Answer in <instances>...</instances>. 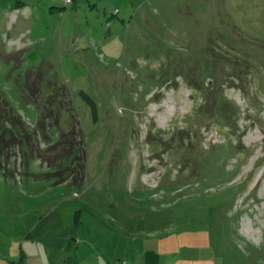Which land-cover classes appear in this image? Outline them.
I'll return each mask as SVG.
<instances>
[{"label": "rangeland", "instance_id": "obj_1", "mask_svg": "<svg viewBox=\"0 0 264 264\" xmlns=\"http://www.w3.org/2000/svg\"><path fill=\"white\" fill-rule=\"evenodd\" d=\"M61 85L84 175L36 130ZM3 99L41 153H4L1 260L67 239L81 264H264V0H0Z\"/></svg>", "mask_w": 264, "mask_h": 264}, {"label": "trees", "instance_id": "obj_2", "mask_svg": "<svg viewBox=\"0 0 264 264\" xmlns=\"http://www.w3.org/2000/svg\"><path fill=\"white\" fill-rule=\"evenodd\" d=\"M74 3L75 0L73 4ZM55 89L56 90L53 94L55 98L53 97V100L58 101V103L54 102V104L56 103V105L59 106L60 110L58 109L55 111L53 107V110L51 109V111L48 112L46 107H44L45 110H43L42 106L39 105L38 108L40 110V119L38 123V129H36L37 133L46 132V129L49 124L54 125L56 129L60 132V139L55 143H51L45 151V154L49 153L48 155H50V157L52 158L49 162L56 161L58 163L60 162V160H67L69 157H72L75 158L74 163L77 164L78 158L81 157L83 162L81 161L80 164L75 165V167L71 168H73V170L77 172L78 175H84L86 143L83 132L81 135H79L75 132L77 128L72 129L74 134L69 131H64L63 129H61L60 126H58L56 122L58 120V117L60 115L59 113L62 108H65V113L69 114L72 121H74V126L79 122L81 123V120L79 119L73 101L69 96V91L67 87L65 85H61L55 86ZM84 95L88 102L91 104V106L95 108L96 104L94 100L89 95H86L85 93ZM51 115H56V121L51 118ZM25 129L27 130V125L26 122L23 120L22 116L19 113H16L13 108L10 107L8 101L3 99L0 102V169H3V167H5L4 164H2L1 162H3L2 159H4V153L6 149L14 147L13 145L15 144H19V146H21L23 149L26 148V150H35L38 153H41L40 148L37 149L34 147V141H31L33 149H29L30 142H28V134L26 133L27 131ZM44 136L46 140L49 139L47 135ZM77 136H80V139H78ZM76 140H79V142H77ZM24 153H26V151ZM52 153H56V155H52ZM22 158L23 157L21 156L20 159L22 160ZM70 165L71 163L62 165V169H69ZM77 166H81L82 169H78ZM79 172L82 173L79 174Z\"/></svg>", "mask_w": 264, "mask_h": 264}, {"label": "crops", "instance_id": "obj_3", "mask_svg": "<svg viewBox=\"0 0 264 264\" xmlns=\"http://www.w3.org/2000/svg\"><path fill=\"white\" fill-rule=\"evenodd\" d=\"M64 5V4H63ZM16 10H23V7L22 6H17L15 9H12L11 10V14L14 12V11H16ZM21 13V12H20ZM26 20V19H25ZM14 28V24H11V30ZM16 34H18V30H17V32H16ZM21 35H22V32H21V34H19L18 36H17V38H11V44H17L18 46H22L23 45V43L21 42V40H20V38L19 37H21ZM62 241H63V244H61L62 246H61V250H56L55 252H59V254L61 255L60 256V262H54V259L51 257V254H49V252H48V249L47 248H33V249H31V250H29V253H25V252H23V251H21V255H20V262H21V264H29L30 262H35L34 264H70V263H68V261L70 260H72L71 262H73V263H71V264H81V263H79L78 262V260L80 259V257H81V255H80V249H78L76 252H75V258H73V259H71L72 258V253L71 254H69V252L71 251V250H69V248H71V247H69V245L71 244V242H67V239H66V242H64V239H62ZM80 242V241H79ZM80 243H82V242H80ZM148 250H145V252H147ZM204 251L205 250H199L198 251V253L195 255V256H197V257H195L197 260H198V262H199V264H207V263H205L204 262V259L203 258H201V257H204V258H206L207 259V256H205V254H204ZM10 253H9V255H11V251H9ZM66 254H68V255H66ZM148 254V253H147ZM54 255H55V253H54ZM174 255V254H173ZM31 256H35L36 258H31ZM51 257V258H49V260L47 261V257ZM65 256H67V258H65ZM86 258H88V259H90L92 256L90 255V254H88V255H84ZM149 256V255H148ZM71 257V258H70ZM175 257H177L176 255H175ZM31 258V259H30ZM154 260H153V262L152 263H148V262H145V263H141V264H157V259H156V257H152ZM75 260H76V262H75ZM125 261V260H124ZM127 261V260H126ZM183 261H186V259L185 260H181L180 259V257H178V258H176V259H174L173 261H169L167 264H188V263H184ZM45 262H47V263H45ZM0 264H11V262H8V263H6L5 262V259L3 258V260H1L0 259ZM92 264H94V263H92ZM101 264H103V262H101ZM138 264V263H137ZM140 264V263H139Z\"/></svg>", "mask_w": 264, "mask_h": 264}, {"label": "built area", "instance_id": "obj_4", "mask_svg": "<svg viewBox=\"0 0 264 264\" xmlns=\"http://www.w3.org/2000/svg\"><path fill=\"white\" fill-rule=\"evenodd\" d=\"M66 5H72L74 0H63Z\"/></svg>", "mask_w": 264, "mask_h": 264}]
</instances>
